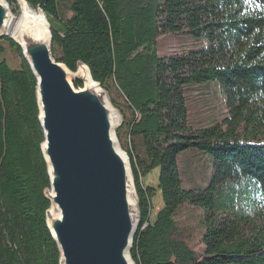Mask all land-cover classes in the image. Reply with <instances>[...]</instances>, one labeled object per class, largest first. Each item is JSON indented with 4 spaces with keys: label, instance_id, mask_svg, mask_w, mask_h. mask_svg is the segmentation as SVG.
I'll use <instances>...</instances> for the list:
<instances>
[{
    "label": "trees",
    "instance_id": "obj_1",
    "mask_svg": "<svg viewBox=\"0 0 264 264\" xmlns=\"http://www.w3.org/2000/svg\"><path fill=\"white\" fill-rule=\"evenodd\" d=\"M27 1L47 15L56 60L87 64L122 114L136 264H264V0ZM182 33L208 45L160 52V37ZM203 83L227 111L195 127L187 90ZM36 86L21 48L0 38V264H60ZM156 168L165 204L152 220L142 179Z\"/></svg>",
    "mask_w": 264,
    "mask_h": 264
},
{
    "label": "water",
    "instance_id": "obj_2",
    "mask_svg": "<svg viewBox=\"0 0 264 264\" xmlns=\"http://www.w3.org/2000/svg\"><path fill=\"white\" fill-rule=\"evenodd\" d=\"M22 2L43 13L49 38L6 33L13 13L8 0H0V38L9 37L21 48L36 78L41 149L50 179L47 225L60 264H136L131 251L141 217L132 197L129 158L117 136L122 114L87 64L73 71L56 60L45 11L17 0L20 13ZM88 76L97 88L87 85ZM73 80L85 87L75 89Z\"/></svg>",
    "mask_w": 264,
    "mask_h": 264
},
{
    "label": "rangeland",
    "instance_id": "obj_3",
    "mask_svg": "<svg viewBox=\"0 0 264 264\" xmlns=\"http://www.w3.org/2000/svg\"><path fill=\"white\" fill-rule=\"evenodd\" d=\"M11 6L14 10V6L13 5ZM16 14L18 16L20 15V12ZM158 42L160 45L161 53L164 52L186 53L191 50L201 49L208 45L207 40L196 39L195 37L187 33L162 36L158 39ZM73 83H75V80H73ZM84 87H85V83L82 82L81 87L78 88L75 87V89L79 90L80 88H84ZM102 89L103 91H105L106 98L112 102L109 92L103 87ZM187 97L189 104V120L191 124L195 127L211 126L216 122V120H221L226 116V111H227L226 98L222 96L224 105H221L219 102V97L216 92V86L214 88V86H211V84L209 83L193 85L191 89L187 90ZM123 151L127 154L130 163V175H131V182L133 185L131 188L132 197L134 199L136 197V200L138 201V193H137L135 177L132 169L131 158L126 150L123 149ZM142 184L146 190H150L153 192V198L151 199L153 206L152 209V220H153L155 219L158 211L161 208H163L165 204L162 196V192L159 189V168L154 169L150 174L144 177L142 179Z\"/></svg>",
    "mask_w": 264,
    "mask_h": 264
},
{
    "label": "bare ground",
    "instance_id": "obj_4",
    "mask_svg": "<svg viewBox=\"0 0 264 264\" xmlns=\"http://www.w3.org/2000/svg\"><path fill=\"white\" fill-rule=\"evenodd\" d=\"M21 1L22 0H20V2ZM15 2L18 8L17 0ZM11 9L13 13L16 14L12 6H11ZM13 13L10 15V19H9L12 25L6 33H8L11 36H16L18 34L17 35L18 38H21V39H22V36L24 35L22 33H27L36 39L38 38L48 39L49 38L47 25H46L44 15L42 12L29 8L24 2H22L20 15L15 16ZM87 85L92 88H97L96 84L93 82L90 76L87 77Z\"/></svg>",
    "mask_w": 264,
    "mask_h": 264
}]
</instances>
